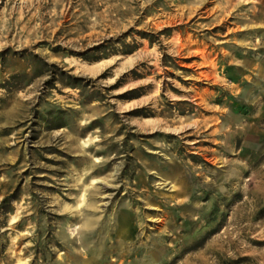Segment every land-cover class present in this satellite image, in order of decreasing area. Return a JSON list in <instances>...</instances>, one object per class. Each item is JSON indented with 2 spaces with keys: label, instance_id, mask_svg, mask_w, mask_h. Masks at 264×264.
<instances>
[{
  "label": "rangeland",
  "instance_id": "rangeland-1",
  "mask_svg": "<svg viewBox=\"0 0 264 264\" xmlns=\"http://www.w3.org/2000/svg\"><path fill=\"white\" fill-rule=\"evenodd\" d=\"M0 264H264V0H0Z\"/></svg>",
  "mask_w": 264,
  "mask_h": 264
},
{
  "label": "bare ground",
  "instance_id": "bare-ground-1",
  "mask_svg": "<svg viewBox=\"0 0 264 264\" xmlns=\"http://www.w3.org/2000/svg\"><path fill=\"white\" fill-rule=\"evenodd\" d=\"M96 68L92 67V68H88V69H83V71L85 73H88V74H94L96 72Z\"/></svg>",
  "mask_w": 264,
  "mask_h": 264
}]
</instances>
